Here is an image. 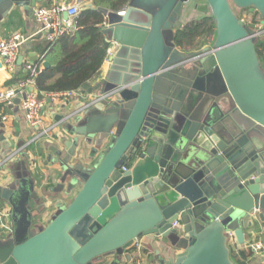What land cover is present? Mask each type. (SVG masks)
Instances as JSON below:
<instances>
[{
  "label": "water",
  "instance_id": "obj_1",
  "mask_svg": "<svg viewBox=\"0 0 264 264\" xmlns=\"http://www.w3.org/2000/svg\"><path fill=\"white\" fill-rule=\"evenodd\" d=\"M41 1L0 0V19ZM189 1L129 0L102 12L101 33L115 45L96 78L102 98L57 116L53 139L14 157L0 185L13 227L0 264H122L147 235L178 251L162 264H234L226 234L241 245L264 224L261 32L234 11H256L264 27V0H204L216 35L196 53L175 45ZM40 161L49 168L37 176L29 166ZM36 179L53 182L47 205Z\"/></svg>",
  "mask_w": 264,
  "mask_h": 264
},
{
  "label": "trees",
  "instance_id": "obj_2",
  "mask_svg": "<svg viewBox=\"0 0 264 264\" xmlns=\"http://www.w3.org/2000/svg\"><path fill=\"white\" fill-rule=\"evenodd\" d=\"M204 2V0H202ZM129 0H91V4L83 7L78 16L73 18L74 30L63 35L48 55L49 68L39 72L34 79V91L38 95L64 94L72 91H87L90 82L101 74V68L107 58L109 43L105 40L101 29L106 22L102 12L119 13L127 6ZM201 1L190 0L183 8L180 18L181 26L175 36V45L183 52L199 50L215 39L214 20L207 8H202ZM203 5V4H202ZM190 6L191 15H185V7ZM201 6V7H200ZM200 7V8H199ZM237 14L236 9L234 10ZM244 23L257 29L261 19L256 11L247 10ZM241 19V17L237 14ZM255 42L260 67L264 72V27ZM50 44L46 39L35 40L33 49L40 55L45 54ZM30 73L22 68L14 72L7 88L17 87L28 80ZM7 108L0 104V114L6 115ZM131 164L127 163V167ZM234 264H250L251 252L241 248L237 252L230 249Z\"/></svg>",
  "mask_w": 264,
  "mask_h": 264
},
{
  "label": "crops",
  "instance_id": "obj_3",
  "mask_svg": "<svg viewBox=\"0 0 264 264\" xmlns=\"http://www.w3.org/2000/svg\"><path fill=\"white\" fill-rule=\"evenodd\" d=\"M81 3L83 8L87 5H90L91 0H81ZM201 4H204V2L201 1ZM50 5H57V6L63 5V7L66 8V6H68V0H42L40 3H37L34 8L38 6L47 7ZM201 6L202 8H205L203 5ZM33 10L26 12L22 8H16L9 15H7L6 18L0 19V39H7L8 37H10V34L12 33H20L21 35H24L26 37L29 36L31 37L29 42H27L20 49V54H21L20 57L22 59L21 61H18L17 64V68L18 67L19 69L22 68L24 72H25L24 70L25 65L30 63L37 65L39 72L49 68V63H48L49 51H51L52 48L55 46V45L50 46L47 52H45V54L43 55L38 54L33 49V42L35 40L45 39L41 35L37 34L38 25L35 22L33 16ZM62 19L64 22L71 20V18L69 17L68 19H65L64 15L62 16ZM203 47H206V45L200 47V49ZM196 52L198 51L194 50L192 52H187V53H196ZM107 66L108 64L107 62H105V64L102 66L100 70L101 74H105ZM12 76L13 75L10 76L8 73L4 71L0 59V91L7 88V83L12 79ZM96 78L90 82L87 91H81L76 96H70L67 98L59 97L57 99L46 100V104L43 109L44 110L43 118L45 124L47 125L58 124V122L55 120L57 116H60L63 112L69 110H75L79 108L83 103L97 96L98 81H96ZM24 83H27V81H25ZM30 86L31 85L26 84L24 87V92L28 93L26 90ZM90 89L92 90L91 93L89 92ZM4 107L7 108V110H5L7 112L6 115H4L6 116V122L3 123L0 122V133H1L0 151H1V158L4 161H7L10 157L11 159L8 162H6L3 166L4 169H3L2 178L0 179V185H2L3 183L5 184L6 181H9L10 178L9 175L12 173L14 168L13 165L14 159L16 157L18 158L19 153H23V155L27 157H31L32 155H35V151L38 150V146H40L38 145V143H36L38 140L44 138V140L50 141L51 139H53L54 135L59 132V130L56 129V131L52 134L51 138L40 137L36 139V137H38L37 132L35 130H30L26 127L24 122L23 112L22 110H20L19 104L18 105H15L14 103H12V105L4 104ZM48 164H49L48 162L45 163V161H40L37 163L36 166H29V167L32 169H35L33 167H36L35 170L36 172H38L37 176H39L40 174L42 175L43 173H46V171L49 168ZM52 183L53 182H49V181L39 182V180L36 179L37 191L41 195L40 203L46 204L44 198V196L46 195L45 191L47 190V188L52 187ZM44 185H46L45 190H43ZM57 196L60 197L59 195ZM70 199L71 197L66 198L65 203L69 202ZM0 206L10 210V207L5 203H3L2 201H0ZM139 240L142 241L144 244V258H146V262L148 264H162L164 262H167L171 258H175L176 254H178V251L170 247L169 242L167 240L160 238L156 235L143 236L139 238ZM253 241H261L264 244V224L260 225L257 228L246 230L245 242L240 246L243 247L245 243L253 242ZM131 252L132 249H130L127 252L129 260L124 258L122 264L131 263V258H130ZM110 261L101 264H110ZM262 261H264L263 255L257 259L250 260L249 262L250 264H260Z\"/></svg>",
  "mask_w": 264,
  "mask_h": 264
},
{
  "label": "built area",
  "instance_id": "obj_4",
  "mask_svg": "<svg viewBox=\"0 0 264 264\" xmlns=\"http://www.w3.org/2000/svg\"><path fill=\"white\" fill-rule=\"evenodd\" d=\"M82 9L81 0H68V6L66 8L63 5H50V6H38L33 10V16L35 22L38 25L37 34L44 37L50 44L55 45L59 39L74 30L73 18L78 16V13ZM68 15L71 18L70 21L64 22L62 14ZM244 22V20H242ZM260 30L261 25L256 26ZM30 36L26 37L20 33H12L7 39H0V59L2 68L10 76L17 71V64L20 58V49L30 40ZM115 45L111 44L107 49V58L105 62L109 61V58L113 55V49ZM212 51H210L211 53ZM198 58V57H197ZM197 58H193L197 59ZM25 72L30 73L27 83L19 84L17 87L6 88L0 91V104L12 105L13 101L20 98L19 106L23 112L24 122L28 129L35 130L37 132L36 139L40 137L51 138L52 134L56 131L57 124H45L43 118V109L46 104V100L57 99L59 97L67 98L70 96L78 95V91H72L64 94H44L38 95L36 91L31 93L24 92L26 84L33 85L34 79L39 74L38 66L30 63L24 67ZM102 97L95 96L92 101H97ZM0 122H6V116L0 114ZM1 139V133H0ZM11 157L4 161L0 155V179L2 178L4 164L8 162ZM128 169V168H127ZM126 168L122 169V172H127ZM256 212L254 211L251 216L252 219L256 220ZM171 228L181 229L179 220L175 221ZM12 223L10 221V210L0 206V235L2 238H7L12 233ZM228 244L229 248L233 252H237L242 247L237 243L236 238L232 232H228ZM243 248L248 249L251 252L250 260L264 256V244L261 241L248 242L243 245ZM132 252L130 253L131 263L130 264H148L146 258H144V244L142 241L137 240L131 247ZM260 264H264L262 261Z\"/></svg>",
  "mask_w": 264,
  "mask_h": 264
},
{
  "label": "rangeland",
  "instance_id": "obj_5",
  "mask_svg": "<svg viewBox=\"0 0 264 264\" xmlns=\"http://www.w3.org/2000/svg\"><path fill=\"white\" fill-rule=\"evenodd\" d=\"M197 2H198V0H196ZM202 1V0H201ZM202 5V4H201ZM201 7V6H200ZM199 7V8H200ZM236 11H237V14L241 17V19L242 20H246V18H247V15H248V11L247 10H237L236 9ZM185 15H187V16H190L191 15V12H190V6H186L185 7ZM207 12H208V10H207ZM213 42H214V40L212 41V42H209L208 43V45L207 46H209L210 48H211V46L213 45ZM197 51H199V50H197ZM0 155H1V151H0ZM52 214H50V215H46L45 217H44V223H46L47 221H48V219L50 218V216H51ZM0 235H2V234H0ZM0 240H4V237L2 238L1 236H0Z\"/></svg>",
  "mask_w": 264,
  "mask_h": 264
}]
</instances>
